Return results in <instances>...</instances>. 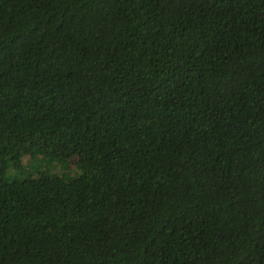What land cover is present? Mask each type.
<instances>
[{
  "label": "trees",
  "instance_id": "trees-1",
  "mask_svg": "<svg viewBox=\"0 0 264 264\" xmlns=\"http://www.w3.org/2000/svg\"><path fill=\"white\" fill-rule=\"evenodd\" d=\"M0 264H264V0H0Z\"/></svg>",
  "mask_w": 264,
  "mask_h": 264
},
{
  "label": "rangeland",
  "instance_id": "rangeland-1",
  "mask_svg": "<svg viewBox=\"0 0 264 264\" xmlns=\"http://www.w3.org/2000/svg\"><path fill=\"white\" fill-rule=\"evenodd\" d=\"M77 166L78 162L75 157L65 162H57L55 160L49 162L48 159L45 160V157L41 152H36L32 156L25 158L22 162V168L17 172L16 170L10 172L7 175V179H11L13 173L15 178L20 179L28 175L31 176L37 170H48L54 174L71 178L73 176V169H76Z\"/></svg>",
  "mask_w": 264,
  "mask_h": 264
}]
</instances>
